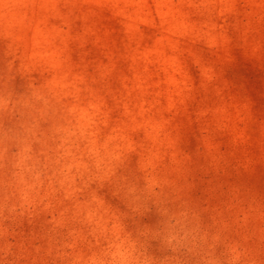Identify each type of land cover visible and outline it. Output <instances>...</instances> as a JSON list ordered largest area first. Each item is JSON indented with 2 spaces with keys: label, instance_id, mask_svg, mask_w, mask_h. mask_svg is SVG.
Instances as JSON below:
<instances>
[{
  "label": "rangeland",
  "instance_id": "374dc122",
  "mask_svg": "<svg viewBox=\"0 0 264 264\" xmlns=\"http://www.w3.org/2000/svg\"><path fill=\"white\" fill-rule=\"evenodd\" d=\"M26 144L0 264H264V0H0V172Z\"/></svg>",
  "mask_w": 264,
  "mask_h": 264
},
{
  "label": "clouds",
  "instance_id": "9594fccd",
  "mask_svg": "<svg viewBox=\"0 0 264 264\" xmlns=\"http://www.w3.org/2000/svg\"><path fill=\"white\" fill-rule=\"evenodd\" d=\"M5 159V153L0 151V170L5 169ZM9 163L7 171L0 172V222L24 216L34 206L44 184L41 163L32 154L30 145L19 148ZM181 246L187 247L179 242L174 250ZM89 264H130V261L129 255L119 249L118 245L107 244L98 255L90 257Z\"/></svg>",
  "mask_w": 264,
  "mask_h": 264
}]
</instances>
